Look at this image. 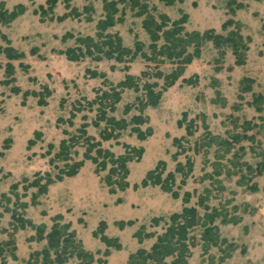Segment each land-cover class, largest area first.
Returning <instances> with one entry per match:
<instances>
[{
  "label": "rangeland",
  "instance_id": "374dc122",
  "mask_svg": "<svg viewBox=\"0 0 264 264\" xmlns=\"http://www.w3.org/2000/svg\"><path fill=\"white\" fill-rule=\"evenodd\" d=\"M56 227L63 264H264V0H0V264Z\"/></svg>",
  "mask_w": 264,
  "mask_h": 264
},
{
  "label": "trees",
  "instance_id": "16d2710c",
  "mask_svg": "<svg viewBox=\"0 0 264 264\" xmlns=\"http://www.w3.org/2000/svg\"><path fill=\"white\" fill-rule=\"evenodd\" d=\"M209 35L206 36H199V35H195L192 39V41H199V40H205V39H211V40H215L216 43H227L232 45L233 49L235 50V52L237 53V57L242 56L241 53V49H242V39L239 35L237 34H231L226 38H223L222 36L216 35L214 37H207ZM183 44V42H182ZM177 46H172V51H169V55H176L174 50L176 49ZM128 81V80H127ZM126 85V83H125ZM256 99H258L260 102L263 100V96H257ZM115 124V123H114ZM113 124V125H114ZM118 128H121L120 125L117 124ZM114 129V128H113ZM68 148L66 147V145L61 148V152H67ZM100 152V151H99ZM100 154H102V152H100ZM106 156H109L108 154H105ZM129 158L128 157H123L118 159L117 161H113L115 162V166L112 169V174L113 175H118L121 178L119 179L120 181L124 180L128 174V171L126 169V163L128 162ZM79 168V166H74V169L72 170V172L67 173L68 175H72L74 174V172ZM74 171V172H73ZM190 214H182L180 215V218H188L186 225L185 226H179L180 228H178V230L181 232V229H185L188 226L193 225V223H195L196 220V213L194 211H190ZM175 218V217H174ZM190 218V219H189ZM171 233V232H170ZM172 236H178L180 239V235L178 233H171ZM178 239V240H180ZM47 241H48V247L45 248L40 255L43 258V264H63L65 261H67V259L69 257H72L73 255H77L79 257H81L82 259L87 258L88 255L82 250V248L80 246L77 245L74 236L72 234H68L65 232H62L60 229H58L57 227L54 228L52 230V232L50 234H48L47 236ZM2 245L0 244V257L2 256ZM54 254L55 255V259L51 260V255ZM168 255L165 254L164 256ZM164 257L162 255V252H153L152 255H146V256H142V255H137L135 258L132 259L130 264H161L163 261Z\"/></svg>",
  "mask_w": 264,
  "mask_h": 264
}]
</instances>
